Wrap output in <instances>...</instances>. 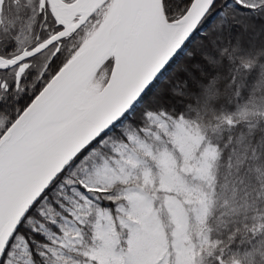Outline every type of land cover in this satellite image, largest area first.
<instances>
[{"label": "snow or ice", "instance_id": "6c2138e0", "mask_svg": "<svg viewBox=\"0 0 264 264\" xmlns=\"http://www.w3.org/2000/svg\"><path fill=\"white\" fill-rule=\"evenodd\" d=\"M0 264H264V0H0Z\"/></svg>", "mask_w": 264, "mask_h": 264}, {"label": "trees", "instance_id": "16d2710c", "mask_svg": "<svg viewBox=\"0 0 264 264\" xmlns=\"http://www.w3.org/2000/svg\"><path fill=\"white\" fill-rule=\"evenodd\" d=\"M199 43V36L197 35L196 37L193 38V40L189 43L188 48L186 49L187 51H190L194 48H196L197 44ZM187 60V57L182 55L180 58L177 59L176 63L172 65V67L169 69V71L165 74V77L161 78L162 84H167L169 83L172 79H174L176 75V69L183 65ZM160 84L158 83L157 88L154 89L157 90L159 88Z\"/></svg>", "mask_w": 264, "mask_h": 264}]
</instances>
